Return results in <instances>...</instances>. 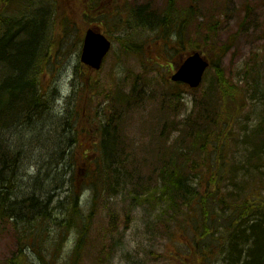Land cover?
Instances as JSON below:
<instances>
[{"label": "trees", "instance_id": "obj_1", "mask_svg": "<svg viewBox=\"0 0 264 264\" xmlns=\"http://www.w3.org/2000/svg\"><path fill=\"white\" fill-rule=\"evenodd\" d=\"M57 1L59 4V0H0V220L14 219L17 239L22 244L18 255L26 249L36 254L42 264H57L59 237H66L69 243L68 238L74 235L65 264H79L82 249L84 252L88 244L92 246L89 234L102 199L113 198L121 192L123 196L130 195L132 203L138 206L162 201L154 223L164 221L161 230L173 243L166 257L167 264H264V196L261 192L264 188V123L244 131L241 144L248 145L243 150L248 152V157L241 165L246 168L245 175L239 176L240 167L233 162L225 164L221 152L227 129L240 113L234 100L240 99V92L234 84L227 88L228 81L221 74L213 76L210 91L197 97L194 94L187 116L164 125L175 137L167 149L158 147L151 182V177L146 179L147 183L140 182L138 171H131L130 164L135 163L133 151L129 153L124 147L117 127L121 113L140 94L135 86L129 92L120 87L106 92L98 87L96 92L92 91L109 104L102 113H96L95 118H85L81 109L77 111L78 118L70 120L66 118L70 108H64L61 116L65 119L60 121L63 127L53 154L49 155L43 145H30L27 139L23 140L22 130L35 132L44 115L50 114V122L54 117L50 111L55 107L47 88L42 85V72L48 69L51 48L46 35L52 24L50 16L58 7ZM71 1L61 0L62 8L68 9L67 17L75 3L83 13L92 8L91 4L103 3V0H87L91 3L87 6L83 0ZM196 8V4H189L179 12L174 1L169 0L161 15L146 5L129 13L135 27L155 30L161 37L155 40L170 42L172 49L178 52V45H182L187 30L193 25ZM103 14L105 9H99V15ZM127 44L141 47V41ZM170 95L176 98L178 93L170 92ZM260 95L264 97L261 89ZM55 126L46 127L43 123L45 130L54 131ZM161 135L158 136L160 141L168 142L170 133L162 131ZM82 139L86 140V145H92L89 152L79 150L84 144ZM28 147L30 149L23 150ZM30 153L33 173L26 178L23 160ZM71 167L74 171L68 179L70 187L66 189L65 176ZM137 168L140 170V166ZM236 176L241 180L236 182ZM228 185L236 188H228ZM84 191L90 196L86 211L81 206ZM63 192L64 199L58 197L53 204L55 197ZM129 214L130 208L125 209V220L130 219ZM110 217L104 232L119 233L114 223L116 214ZM49 239L58 243H54L53 251L46 255L40 251V246ZM120 241L118 236L110 246L99 245V254L92 263L107 264ZM13 264H20V260Z\"/></svg>", "mask_w": 264, "mask_h": 264}, {"label": "rangeland", "instance_id": "obj_2", "mask_svg": "<svg viewBox=\"0 0 264 264\" xmlns=\"http://www.w3.org/2000/svg\"><path fill=\"white\" fill-rule=\"evenodd\" d=\"M83 1L87 6L91 4L90 1L89 3L87 0ZM172 1L179 12L189 4L197 5L193 25L187 30L185 41L181 46L178 45V52L172 49L170 42L166 44L165 41L155 40V38H161L156 35L155 30L135 27L134 19L129 13V10L146 5L161 15L169 0H103L100 6L91 4L92 8L86 13H83L81 8H77L80 5L75 3L77 7L73 5L74 9L69 17L66 16L68 9L65 6L62 8L61 0L59 4L57 1L58 7L50 16L52 24L46 35L51 48V50L47 48L50 51L48 69L42 72V85L47 88L51 104L55 107L53 111H50L54 117L50 122V114L44 115L48 122L45 119L40 121L35 132L22 130L21 135L25 134L23 140L27 139L30 145H43L48 148L49 155L53 154L58 148V136L63 127L60 121L65 119L61 116L65 112L64 108H70L66 117L70 120H76L77 111L80 112L81 109L85 113V118H95L96 113H102L103 109L109 105L107 99L103 100L102 97L93 95L98 87L104 92L119 87L129 92L135 86L140 94L121 113L117 127L119 138L124 140V147L129 153H131L129 150L133 151L132 157L135 163L130 164L131 171H138L137 179L140 182L147 183L145 181L148 177H151L149 178L151 182L154 179L152 164L158 147L167 149L175 137L174 132L166 129L164 125L180 121L187 116L193 105L194 94L197 97L210 91L213 76L218 73L228 81L227 88H231L234 84L240 92V99H234L239 105L240 113L227 129V136L222 141L221 158L225 164L236 163L240 167L239 176L245 175L246 168L241 167L248 157L246 155L248 152L243 151L248 145L241 144L244 131L253 128L256 124L264 123V97L260 95V89L264 91V0ZM99 9H105V14L100 16ZM133 16L137 17L135 14ZM126 20H129L127 24ZM94 26L111 39V47L101 67L91 71L80 61V54L83 32L86 28ZM135 41H141L140 48L127 44ZM122 43H125V47ZM196 48L210 60L203 82L196 89L180 82H172L169 79V75L174 70L172 61L178 63L190 49ZM170 92H177L178 96L175 98L170 95ZM75 105L77 107H74ZM43 123L46 127L49 124L56 125L54 131L45 130ZM162 131L170 133L166 143H162L158 137ZM15 139L21 141L19 137ZM82 142L84 144L79 147V150L89 152L92 145H86L84 139ZM27 149L30 147L23 148V150ZM30 156H32L31 153L23 160L26 178L33 173V168L30 167ZM137 166H140V170ZM68 170L65 180L73 175L74 168L71 167ZM74 179L76 178L74 177L73 181ZM240 180L241 178L236 176V182ZM68 184L69 180L66 189L70 187ZM228 188L236 187L228 185ZM261 192L264 196V188ZM64 195L65 192L57 195L53 204H56L58 197L64 199ZM81 196V206L86 211L90 202L88 191H84ZM161 203L162 201L158 200L151 205L145 202L138 206L132 203L130 195L125 193L123 196L121 192L113 198H103L89 234L92 246L88 244L84 252L82 249L79 264H93V259L99 254V245L110 246L118 236L121 239L120 246L111 252L105 263L167 264L166 257L172 250L173 243L165 238L161 230L164 221L156 225L154 223L156 218L154 215L160 210ZM127 208H130L129 220H125L124 217V210ZM111 214L117 216L114 223L117 224L115 228H119V233L104 232L111 220ZM48 224L50 226V223ZM52 232L50 237L53 235ZM73 236L70 235L68 238L69 243L65 241L66 237H59L60 256L57 264L67 263L66 260L73 246ZM17 237L14 219L2 218L0 220V264H10L9 259H12V264L19 260L20 264H42L36 254L33 255L34 253L26 249L22 251L21 256L18 255V249L22 244ZM55 240L58 241V238ZM52 241L49 239L47 242H41L40 251L43 254L47 255L48 252L53 251L54 243L58 242L52 243ZM95 242L99 244L95 245Z\"/></svg>", "mask_w": 264, "mask_h": 264}, {"label": "water", "instance_id": "obj_3", "mask_svg": "<svg viewBox=\"0 0 264 264\" xmlns=\"http://www.w3.org/2000/svg\"><path fill=\"white\" fill-rule=\"evenodd\" d=\"M111 41L98 28H88L83 35L80 61L93 70L99 69L103 58L110 50ZM209 59L200 50H193L186 55L169 76L172 81H180L190 88H197L205 71L209 68Z\"/></svg>", "mask_w": 264, "mask_h": 264}]
</instances>
